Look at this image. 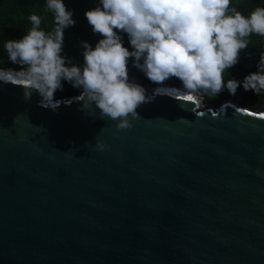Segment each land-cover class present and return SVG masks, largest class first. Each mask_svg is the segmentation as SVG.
Here are the masks:
<instances>
[{
  "label": "water",
  "instance_id": "water-1",
  "mask_svg": "<svg viewBox=\"0 0 264 264\" xmlns=\"http://www.w3.org/2000/svg\"><path fill=\"white\" fill-rule=\"evenodd\" d=\"M128 76L130 129L0 79V264H264V104Z\"/></svg>",
  "mask_w": 264,
  "mask_h": 264
},
{
  "label": "clouds",
  "instance_id": "clouds-1",
  "mask_svg": "<svg viewBox=\"0 0 264 264\" xmlns=\"http://www.w3.org/2000/svg\"><path fill=\"white\" fill-rule=\"evenodd\" d=\"M46 10L54 15L51 30L41 27L39 15L30 14L25 35L4 41L8 60L19 70L0 69V79L23 87L25 100L38 92L43 107L55 108L54 93L66 81L82 90L77 99L83 108L95 105L101 119L130 129L129 118L136 119V109L151 99L129 81L130 58L152 82L177 78L191 100L215 97L224 88L235 94L241 85L256 95L264 93V54L257 71L242 81L225 79L226 69L248 48L249 37H264V6L245 17L234 0H99L84 15L93 33L103 38L94 48L81 42L82 65L62 55L64 29L75 24L73 13L63 0H46ZM121 33L127 35L131 51L123 46ZM106 147L96 142L98 151Z\"/></svg>",
  "mask_w": 264,
  "mask_h": 264
},
{
  "label": "trees",
  "instance_id": "trees-1",
  "mask_svg": "<svg viewBox=\"0 0 264 264\" xmlns=\"http://www.w3.org/2000/svg\"><path fill=\"white\" fill-rule=\"evenodd\" d=\"M237 9L247 17L256 7L264 6V0H234ZM67 10H70L75 21L74 26L64 29V44L62 55L78 65L83 64V48L81 42H87L91 47H95L96 43L103 37L92 31L87 19L85 11L99 6V0H63ZM30 14H37L41 17V27L45 30H51L54 23V15L51 11L46 10V0H0V66L8 69L19 70V66L12 64L6 55L4 49V41L19 40L25 35L27 29L31 27L28 20ZM123 46L132 50L128 42L126 34L121 33ZM250 43L247 49L241 50L239 53L238 63L226 69L225 79H235L242 81L249 73L257 71V64L260 56L264 54V37L253 34L249 37ZM128 72L139 76L144 81L154 83L149 80L143 71L137 69L131 58L129 59ZM172 83H181L177 78L166 80ZM80 89L73 87L69 82L61 81V88L57 89L54 97L60 98L70 94L77 93ZM233 95L236 99L246 105L257 108L264 104V93L256 95L251 89L245 91L243 86L236 89L235 94H230L227 88L217 96H204L205 102L218 103L221 98ZM256 96L255 103L246 102L247 96ZM251 96V97H252Z\"/></svg>",
  "mask_w": 264,
  "mask_h": 264
},
{
  "label": "rangeland",
  "instance_id": "rangeland-1",
  "mask_svg": "<svg viewBox=\"0 0 264 264\" xmlns=\"http://www.w3.org/2000/svg\"><path fill=\"white\" fill-rule=\"evenodd\" d=\"M251 96H252V95H251ZM251 96H247L246 99H244V100H246V102H248V103H250V102H251V103H255V100H256L255 98H256V96H255V97H254V96L251 97ZM234 97H235V96H234Z\"/></svg>",
  "mask_w": 264,
  "mask_h": 264
},
{
  "label": "snow or ice",
  "instance_id": "snow-or-ice-1",
  "mask_svg": "<svg viewBox=\"0 0 264 264\" xmlns=\"http://www.w3.org/2000/svg\"><path fill=\"white\" fill-rule=\"evenodd\" d=\"M185 98H186L187 100H191V99H192L191 97H187V96H186Z\"/></svg>",
  "mask_w": 264,
  "mask_h": 264
}]
</instances>
